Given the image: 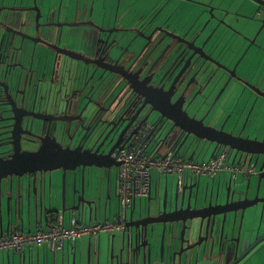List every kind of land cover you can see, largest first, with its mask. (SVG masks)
Segmentation results:
<instances>
[{
    "label": "flooded vegetation",
    "instance_id": "obj_1",
    "mask_svg": "<svg viewBox=\"0 0 264 264\" xmlns=\"http://www.w3.org/2000/svg\"><path fill=\"white\" fill-rule=\"evenodd\" d=\"M45 1L0 0L1 156L9 158L19 142L23 148H31L40 128L44 127L45 131L51 128L53 134V129L59 127L63 134L58 138L64 147L81 145L84 149L90 148L85 159L97 158L100 162L99 155L108 154L118 130L130 124L129 136L137 132L133 141L145 130L139 126L146 119L147 123L161 120L166 132L170 131L166 146L185 142L184 150L191 144L206 141L183 131L187 126V115L202 120L207 126L223 127L251 140H264V122L254 123L256 114L251 108L255 97L250 89L253 84L261 90H257L263 95L259 103L264 104V35L261 34L264 6L259 5V16L254 18L243 11L257 5L252 0H201L198 1L200 5L197 0H165L155 11L139 18L136 25H129L121 19L119 11L108 13L106 2L101 3L100 11L90 5L83 13L80 0H75V11L69 10L66 18L58 15L59 7H54V12L49 11ZM166 9L172 13L163 17ZM199 14H203V19L197 21ZM249 19L261 23L258 29L245 30L244 24L249 23ZM220 21L227 22V26ZM191 39L192 44L189 43ZM207 67L208 73L202 75ZM174 69V79L160 81ZM215 72L222 80L211 95L206 86ZM233 83L238 84V89L230 93ZM61 86L67 91L54 103ZM221 109L223 112L217 119L216 113ZM163 114L182 124L163 117ZM112 139L114 142L110 143ZM126 139L123 137L121 141ZM234 154L238 155L237 159L247 156ZM248 157L254 160L259 157L260 163L264 158L256 154ZM76 173L78 187H82L85 177L87 199V185L92 182V174H97L98 185L102 179L106 180L102 168L80 166ZM257 173L258 169L254 168L246 175L247 182L251 183V176ZM71 175L73 173H68L69 177ZM178 183L184 186V180ZM196 183L199 179L188 185ZM252 184L247 193L249 198L255 196L251 192ZM263 184L264 180L261 186ZM67 188L70 191V187ZM252 190L255 193L256 189ZM204 192H208L207 204L211 201L209 194L212 202H217V189L200 186L199 206L204 205ZM227 193L224 188L218 203H226ZM260 196L264 194L260 193ZM95 198L99 214L102 200L97 193ZM136 202L127 208L123 229L111 233L106 263L113 255V249L114 254H118L113 236L120 233L123 240L131 234V228L127 226L131 213L132 220H138L149 215L147 207L153 208L150 200L148 206L137 211ZM162 203L160 199L156 201L155 213ZM180 231L181 224L178 235ZM230 238L236 251L225 254L224 264L236 263L264 235L247 237V231L242 228L239 235L236 228ZM258 247L264 249V241ZM255 249L240 264L259 251ZM90 255L93 261L96 256V260L106 264L101 260L98 246L95 249L92 243ZM77 256L76 264L79 262Z\"/></svg>",
    "mask_w": 264,
    "mask_h": 264
},
{
    "label": "water",
    "instance_id": "obj_2",
    "mask_svg": "<svg viewBox=\"0 0 264 264\" xmlns=\"http://www.w3.org/2000/svg\"><path fill=\"white\" fill-rule=\"evenodd\" d=\"M51 1V0H47ZM201 0H197V5H200ZM260 6H264V0H252ZM46 4V1H45ZM47 6V5H46ZM48 7V6H47ZM49 11H51L49 9ZM62 10L60 9L59 14ZM69 17V11L66 18ZM197 21L203 19V14L197 16ZM218 21V18H214ZM196 21V22H197ZM222 25L227 26V22L220 21ZM202 30V27L199 29ZM246 31L247 30L245 27ZM204 31V29H203ZM217 32V29L214 33ZM63 31L60 33L62 36ZM189 43H194L193 40H189ZM203 49V48H200ZM173 73L168 74L161 78L160 81L166 79L170 81L174 79ZM209 67L205 68L202 75L207 74ZM190 73V72H188ZM200 73V71L198 72ZM222 77H218L217 72L212 74L207 86L212 95L218 88ZM251 94H254L253 107L256 106L257 112L260 110L261 114L255 113V122H264V105L259 103L261 95L257 92L256 87L252 84ZM231 92L238 89V84H231ZM67 90L61 86L56 93L54 103L60 94L65 93ZM261 91V90H260ZM218 99H216L217 101ZM257 105L259 107H257ZM163 117L171 121H178L172 116L163 114ZM263 119L261 120V118ZM147 120V119H146ZM142 120L140 127H144V131L148 132L151 143L159 146H166V141L169 137L170 131L166 132L161 120L155 122H146ZM187 126L183 131L188 135H194L200 139L206 140L216 144V150L224 148L230 149V154L234 157V162L238 155L234 153L247 154L246 157L241 156L238 163L245 166H252L258 168V173L255 174L258 177V183L255 191L254 198H249L247 193L249 190V183L246 192L243 193L244 199L242 200L241 194L235 200V192L232 191L231 185H226L227 190L226 203H218L220 189L217 190V202L211 201L207 204L208 192H205L203 204L199 206V193L200 184L188 185L189 182L184 181V186L178 183L175 187L173 194V201L168 204L167 194L164 195L162 204L157 206L153 203L147 207L146 212L149 215L145 218L138 220H132V215L127 221V226L131 228V234L122 240V249L118 255L114 254L106 264H199L202 254L208 252L214 254L216 248L219 249V261L223 254H230L234 250L232 246V240L230 235L235 233L238 223V216L240 215V230L244 222L245 212L250 208H255L258 204L264 205V196H260V193H264V186H261L262 180H264V158L260 163L259 157L255 160L249 158L250 154L263 155L264 156V140H251L245 138L242 134H234L233 131H226L223 127L217 129L215 127L207 126L202 120H197L187 115ZM176 122V123H177ZM182 124V122H180ZM177 125H179L177 123ZM130 124L125 126L121 131H117L114 135L116 137L115 143L110 147L108 154H100V162L95 160L85 159L88 155L90 148L84 149L83 146L78 145L76 148H71L70 145L64 147L58 138V135H62V129L55 127L53 134L51 128L46 130L44 127L39 129L38 138L35 142L31 143V148H23L21 142L17 144V147H13V154L9 158H5L0 155V227L5 219L8 220V224L12 223L13 219L23 220L22 214L25 207L30 211L34 207L37 214L44 212L49 213L52 211L53 205V173L61 171V213L65 216L67 213L77 212L84 217L88 216L90 221L98 218V207L96 206V200L87 199L85 196L86 182L83 176L82 187L78 188V174L76 170L80 166L97 167L110 170L113 166L118 167V163L113 158V152L121 149L130 143V141L136 137L137 132L128 134V128ZM180 126V125H179ZM143 131V132H144ZM139 134V133H138ZM127 139L122 142V138ZM94 137L91 139L93 142ZM99 141L96 140L97 143ZM114 139L110 143H113ZM185 142L180 145L178 142L175 144H168L170 147H174L177 152H181ZM37 145L36 149H32ZM110 145V144H109ZM167 146V147H168ZM233 152V154L231 153ZM98 157V156H97ZM67 161V162H65ZM259 165V166H258ZM110 172V171H109ZM68 173H73L71 179H69ZM6 181V182H5ZM183 183V181H182ZM67 186L70 187V191ZM89 184L87 185V188ZM88 191V190H87ZM111 198V196H109ZM221 209H218V208ZM107 211V210H106ZM151 211H154L151 213ZM58 212V213H60ZM233 216V223L230 229H227L228 217ZM222 217L221 226H218L219 219ZM47 219V218H46ZM181 224V231L178 235L179 225ZM161 227V232H160ZM23 228V226L21 227ZM243 228V227H242ZM241 231L239 235L241 234ZM216 233L219 234V240L217 241ZM115 238V236H113ZM231 240V241H230ZM264 238L258 241L250 250L241 257L236 263H241L256 247H258ZM239 242V239L238 241ZM91 243H89L88 253L84 262L80 264H101L99 260L93 261L90 255ZM156 250H158L156 252ZM20 257L19 264H49L48 260L40 262L39 258L25 253H15ZM9 260V259H8ZM8 264H11L10 260ZM56 264V262H54ZM64 264V263H63ZM73 264H76V253L73 254Z\"/></svg>",
    "mask_w": 264,
    "mask_h": 264
},
{
    "label": "built area",
    "instance_id": "obj_3",
    "mask_svg": "<svg viewBox=\"0 0 264 264\" xmlns=\"http://www.w3.org/2000/svg\"><path fill=\"white\" fill-rule=\"evenodd\" d=\"M227 148L217 150L209 161L197 162L192 158L180 156L173 147L159 146L151 143L148 132H142L127 146L117 150L113 155L117 167L116 194L118 198L117 214L112 221L96 224L86 223L77 213L71 216L68 223L60 212L48 219L47 226L37 225L35 231L11 227L0 235V252H25L33 246L45 247L51 252L64 251L66 248L76 250L77 241L85 235L96 240L100 234L121 231L126 220L127 208L132 207L137 199L148 197L151 191L153 172L161 175L178 174L179 180L189 183L196 182L202 175L217 171H231L249 175L254 171L252 166L238 167L227 161L232 155ZM223 166V167H222ZM222 167V168H221ZM189 175L186 177V173ZM236 176V175H233Z\"/></svg>",
    "mask_w": 264,
    "mask_h": 264
},
{
    "label": "crops",
    "instance_id": "obj_4",
    "mask_svg": "<svg viewBox=\"0 0 264 264\" xmlns=\"http://www.w3.org/2000/svg\"><path fill=\"white\" fill-rule=\"evenodd\" d=\"M58 1H59V4H58ZM96 1H99V2L101 1V3L106 2V9H107L108 13L112 14L113 12L114 13L116 12L117 3H114V0H111L112 2L110 0H106V1L105 0H80V5L83 8V13L87 9V7L89 8L90 5L91 6L94 5V8L96 11L102 10L101 4H100V9H98L96 7V4H93V2H96ZM162 1H165V0H121L120 6H119V14L121 16V19L126 21L129 25H133L135 23L137 24L139 22V20H138L139 18H144L148 14H150L151 11H155V8L161 6ZM74 4H75V0H62V1L61 0H51V1L46 0V5L48 6V9H50L51 11L54 12V10H53L54 7H56V8L59 7V10L61 9L62 12H61V14H59V12H58V15L59 16L63 15L64 17L67 16V13L69 10L75 11V8H73ZM170 13H172V12H170ZM251 109H252V112L258 113L259 115L261 114L260 110L257 112L256 106L253 107V104H252ZM262 119H263V117L261 118V120ZM226 150L229 151V148H227ZM216 151L217 150L215 148L212 156L214 154H217ZM231 153L233 154L232 151H231ZM178 154L182 155L179 152H178ZM210 158H209V160H210ZM193 160H195V159L193 158ZM227 161L233 162L234 157H232V156L229 157L227 159ZM238 161H239V158L236 159L235 162H233V163L238 167H243L242 165H240L238 163ZM205 162H207V161H205ZM246 167H248V166H245L243 168H246ZM222 170L223 171H221V170L217 171V173L215 175L208 173V174H205V175H202L201 177H199L200 186L203 185L202 187L204 189H208V188H212V189L215 188L217 190L220 189V195H221V191L222 190L224 191L225 186L230 184L232 191L235 192V200H237V198L240 196V194H241V198H242L244 196L243 193H237L236 187H237V182H238V178L240 177V175H243L244 177L246 175L244 173H241V172L237 174V173H233L231 171H225V168H223ZM187 173L189 175V172H187ZM61 174H62L61 171H57V172L53 173V186H52V188H53V193H52L53 205H52V209H51L52 211H48L49 213L44 212L42 214L41 213L37 214L34 207H32L30 211L27 209V207H25L24 213L22 214L23 220L21 221V220H16V219L14 220L13 219L12 223L9 225L8 220L5 219L3 222V225H2V229L0 227V235L3 233H6L12 226L15 228H21L23 226L25 231H29V230L35 231L37 229V225H39V224L41 225V223H43L44 227H46L48 219L52 218L54 215H56L58 212L61 211V199H60V197H61ZM233 175H236V176H233ZM71 176L69 177V179H71ZM170 177L171 176H169V175L163 176L157 172H153L152 176H151V191H150L151 197L150 196L143 197L141 199H138L137 202L139 200H144V201L146 200L147 203H149L150 200L153 202V200H154L153 197H155V199H157V200L160 199V201L163 202L164 195L166 193L168 203L171 204L173 201L175 182L170 181ZM253 177H255V178H253ZM176 181L178 184L179 176L177 177ZM251 181H252L251 183H253L252 188H251V192L253 194H255L254 190H252V189H256L257 183H258V178L256 177L255 174L253 176H251ZM116 182H117V178H116ZM79 183H80V181H79ZM248 183L249 182H247V184ZM251 183H249V185H251ZM99 185L101 188L100 197L102 200V207L99 208V214H98L97 220L93 218V220L90 221L88 216L82 218V220L86 223L96 224L99 222H105L107 220L112 221V219L108 215L109 208H111V198H108L107 202H104V200H103V195L110 194L111 190H110L109 184H108V188H107V181L106 180L104 181L102 179V182H100ZM99 185H98V187H99ZM263 186H264V184H263ZM78 188H80V185ZM115 192H116V184H115ZM89 199L95 200L96 198H95V196H92V197L90 196ZM143 207H144V205H140V208H143ZM261 211H262L261 219L263 216L262 222L260 221V218H259V214ZM67 214H70V217L68 220H67V218H65L66 223H68L71 216L77 214V212H71V213H67ZM65 217H66V215H65ZM252 220L255 221L254 224H253ZM260 222H261V224L259 226L258 223H260ZM248 225H253V226L247 227ZM242 227H243L244 231H247V237L251 236L253 238L254 236H259V235L263 236L264 235V207H262V206L257 207L256 206L254 209L246 210L245 218H244V222H243ZM242 227H241V229H242ZM236 228L238 229V233H240V231H241L240 230V223H237ZM160 232H161V227H160ZM94 240H96V239L91 238L89 240V243H92L93 247L95 249L98 246V249L101 250V245H102V244H100L101 239L100 238L97 239L99 242L98 245L95 244ZM121 240H122V238H121ZM89 243H88L87 247H89ZM260 250H261V248H259V251H257L258 253L256 252L251 257H248L244 261L245 262L244 264H248V263L253 262L255 258H257V259L264 258V255L261 254ZM49 252H51V251L45 247L38 248V247L33 246L32 249L29 247L26 248L24 253L28 256L31 255L33 257L39 258L40 262H41L42 260L44 261V260L49 259V257H48ZM51 253L55 257L54 259H55L56 264H63V263L64 264H71V262H72V259H73L72 256L73 255L71 253V248L70 249L66 248L63 252L57 251L55 253L54 252H51ZM58 253H62V255H63V259L61 262L59 260V257L58 256L56 257V255ZM75 253H76V255H79V251L77 250V246H76ZM82 253H83V251L81 252V254ZM100 256L102 257L101 254H100ZM19 257L20 256L18 254H15L14 252L1 251L0 252V264H1V261H3V264H8L9 260H10L11 264H19V259H20Z\"/></svg>",
    "mask_w": 264,
    "mask_h": 264
},
{
    "label": "rangeland",
    "instance_id": "obj_5",
    "mask_svg": "<svg viewBox=\"0 0 264 264\" xmlns=\"http://www.w3.org/2000/svg\"><path fill=\"white\" fill-rule=\"evenodd\" d=\"M120 2H121V0H117L116 12L119 11ZM94 4H96V7L98 9H100L101 1L100 2L96 1V2H94ZM260 10H261V7L257 4L256 6L254 5L253 7L244 8L243 11L248 13V15H252L255 18V17L259 16V11ZM170 12H171L170 9H166L165 12L163 13V17H166L167 15H170ZM249 20H250L249 23H245L244 24V27H246L247 30H253V31L258 29V27H259V25L261 23L259 21H256V20H251V19H249ZM261 31H262L261 34L264 35V28ZM259 37H260V35H259ZM223 109H221L219 112L216 113L217 119L222 114ZM215 148H216V144L215 143L208 142V141H203V142H200V143L191 144V145L187 146L186 148H184V150H182L179 153L182 154L180 156L186 157L188 159L193 157L195 159V161L198 160L199 162H205V161H208L209 158L212 156L213 151L215 150ZM105 174H106L105 178H106V181H107V188H108V184H109V187H110L111 191H110V194L103 195V200H104V202H107L109 196H111V208H109L108 215L113 220L115 218L116 214H117V207H118V198H117V195H116V192H115V184H116V178H117V167L113 166L110 170L106 169L105 170ZM177 175L178 174H170L169 175V176H171L170 177V181H174L175 182L174 188L177 185V181H176L177 177H178ZM187 175H188V173H186V177H187ZM163 176H166V175H163ZM96 178H97V174H95V173L92 174V176H91L92 182L89 183V187H88V191H87L88 197L95 196L96 193L99 194V195L101 194V188L98 187V182H97ZM253 178H255V177H253ZM246 183H247V179L243 175H240V177L238 178V182H237L236 192L237 193H245V191L247 189ZM153 199L154 200H153L152 203H155L157 201V199H155V197H153ZM140 205L148 206V203H147L146 200L145 201L144 200H139L137 202V211L140 210ZM262 207H264V205H262ZM251 209H254V208H251ZM251 209H248V210H251ZM261 215H262V211L259 214L260 221L262 222L263 216H262V219H261ZM69 217H70V214H66L67 220L69 219ZM5 219H7L6 216H5ZM261 222L258 223L259 226H260ZM232 223H233V216H230V218L228 220V223H227V229L231 228ZM254 223H255V221H253V224ZM218 226L219 227L221 226V221L218 222ZM249 226H253V225H248L247 227H249ZM216 237H217V241H218L219 240V234L218 233H216ZM121 238H122L121 234H116V237H115V248H116V252H118V254H119V251L122 249V240H121ZM90 239H91V237L89 235H85V236H83L82 238H80L77 241L76 246H77V250L79 251V255H78L79 262H78V264H80L81 262H84V260H85V257L87 255V251H88L87 250L88 249L87 245H88ZM100 239H101L100 240L101 241L100 244H102L101 245V250H100V254L102 255L101 260H102V262L106 263L107 258H108V254H109V251H110V245H111L110 243H111V240H112V235L107 233V232H103V233L100 234ZM94 242L97 245L99 243L98 240H94ZM260 247H262V246H260ZM260 247L255 249V251L258 250ZM82 251H83V253L81 254ZM157 251L158 250H156V252ZM260 251H261V254L264 255V250L261 249ZM60 252H63V251H60ZM71 253L73 254V249L72 248H71ZM57 256L59 257V260L61 262L62 259H63L62 253H58L56 255V257ZM225 256H226L225 254L222 255V259L223 260L220 263L219 259H217V258H219V249L216 248V251L212 255L209 252L207 254H202L201 257H200L199 264H224L225 263L224 262ZM48 257H49V259H47V258L46 259L49 261V264H54V262H55L54 258L55 257L53 256V254L51 252L48 253ZM94 262H96V256L94 258ZM41 263H43V260L41 261ZM1 264H3V261H1ZM248 264H264V258H261V259L255 258L253 262L248 263Z\"/></svg>",
    "mask_w": 264,
    "mask_h": 264
},
{
    "label": "clouds",
    "instance_id": "obj_6",
    "mask_svg": "<svg viewBox=\"0 0 264 264\" xmlns=\"http://www.w3.org/2000/svg\"><path fill=\"white\" fill-rule=\"evenodd\" d=\"M169 175H170V174H169ZM179 181H180V180H179ZM181 181H183V180H181ZM181 181H180V182H181ZM184 181H185V180H184ZM14 253H15V252H14Z\"/></svg>",
    "mask_w": 264,
    "mask_h": 264
},
{
    "label": "trees",
    "instance_id": "obj_7",
    "mask_svg": "<svg viewBox=\"0 0 264 264\" xmlns=\"http://www.w3.org/2000/svg\"><path fill=\"white\" fill-rule=\"evenodd\" d=\"M55 216V215H54Z\"/></svg>",
    "mask_w": 264,
    "mask_h": 264
}]
</instances>
